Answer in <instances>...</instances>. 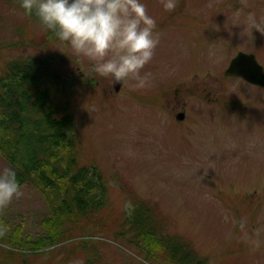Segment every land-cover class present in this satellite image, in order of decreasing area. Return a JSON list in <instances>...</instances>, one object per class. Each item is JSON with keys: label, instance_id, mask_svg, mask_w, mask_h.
Returning a JSON list of instances; mask_svg holds the SVG:
<instances>
[{"label": "rangeland", "instance_id": "obj_1", "mask_svg": "<svg viewBox=\"0 0 264 264\" xmlns=\"http://www.w3.org/2000/svg\"><path fill=\"white\" fill-rule=\"evenodd\" d=\"M143 2L161 33L144 68L151 74L146 90L116 91L69 46L46 39L19 0H0V73L24 56L65 66L79 85L72 102L79 164L96 162L106 174L113 222L140 197L166 220V233L186 236L206 264H264V86L223 73L239 50L254 51L264 64V33L244 25L249 13L264 23V0H179L171 13L159 0ZM28 31L32 38L20 44ZM179 110L186 112L182 120ZM3 167L12 166L0 155ZM22 190L0 211L8 227L22 224L25 236L39 238L48 204L35 186ZM77 240L48 246L36 260L24 253L0 264H79ZM101 249L106 264H173L145 260L120 242Z\"/></svg>", "mask_w": 264, "mask_h": 264}, {"label": "trees", "instance_id": "obj_2", "mask_svg": "<svg viewBox=\"0 0 264 264\" xmlns=\"http://www.w3.org/2000/svg\"><path fill=\"white\" fill-rule=\"evenodd\" d=\"M21 27L24 32L28 29L25 24ZM44 33L46 39L58 41L51 32ZM30 36L28 31L20 44ZM75 82L64 65L35 55L10 60L0 73V155L16 170L21 187L38 188L50 210L41 220L44 233L35 239L24 235L22 224L8 227L0 211V243L7 246L0 258L8 261L26 253L27 261L36 260L48 246L77 238L72 249L79 264H106L101 244L112 241L134 246L145 260L160 262L164 257L173 264H206L186 236L166 233V220L140 197H134L132 209L113 222L106 174L96 162L79 164V133L72 110L79 87Z\"/></svg>", "mask_w": 264, "mask_h": 264}, {"label": "clouds", "instance_id": "obj_3", "mask_svg": "<svg viewBox=\"0 0 264 264\" xmlns=\"http://www.w3.org/2000/svg\"><path fill=\"white\" fill-rule=\"evenodd\" d=\"M179 0H159L164 12H173ZM27 16L86 60L98 77L130 92L151 87V74L144 71L160 44L157 21L148 14L143 0H19ZM244 25L264 33V23L249 13ZM24 195L17 172L0 168V209ZM259 246L258 241H253Z\"/></svg>", "mask_w": 264, "mask_h": 264}, {"label": "water", "instance_id": "obj_4", "mask_svg": "<svg viewBox=\"0 0 264 264\" xmlns=\"http://www.w3.org/2000/svg\"><path fill=\"white\" fill-rule=\"evenodd\" d=\"M227 76H240L246 81L264 86V64H262L253 52L239 51L225 69ZM115 90H120V85L114 86ZM177 117L183 119L185 112L178 113Z\"/></svg>", "mask_w": 264, "mask_h": 264}, {"label": "flooded vegetation", "instance_id": "obj_5", "mask_svg": "<svg viewBox=\"0 0 264 264\" xmlns=\"http://www.w3.org/2000/svg\"><path fill=\"white\" fill-rule=\"evenodd\" d=\"M180 111H185V110H179L178 112H180ZM178 112H177V113H178ZM177 113H176V114H177Z\"/></svg>", "mask_w": 264, "mask_h": 264}]
</instances>
